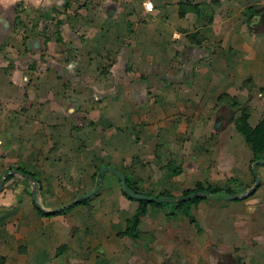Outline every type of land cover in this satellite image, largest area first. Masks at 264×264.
Listing matches in <instances>:
<instances>
[{
    "label": "crops",
    "instance_id": "1",
    "mask_svg": "<svg viewBox=\"0 0 264 264\" xmlns=\"http://www.w3.org/2000/svg\"><path fill=\"white\" fill-rule=\"evenodd\" d=\"M145 2H0V178L28 169L46 210L60 205L53 194L83 193L98 164L153 194L254 182L234 122L264 117V0H150L152 12ZM196 2L211 7L198 14ZM247 4L260 10L250 23ZM257 174L248 195L209 210L198 200L199 229L148 205L136 238L121 232L138 202L113 173L97 197L49 216L4 183L0 264H264V163Z\"/></svg>",
    "mask_w": 264,
    "mask_h": 264
},
{
    "label": "trees",
    "instance_id": "2",
    "mask_svg": "<svg viewBox=\"0 0 264 264\" xmlns=\"http://www.w3.org/2000/svg\"><path fill=\"white\" fill-rule=\"evenodd\" d=\"M215 1V0H214ZM206 7H211L210 3H193V9L196 13L200 14L202 12L203 9H205ZM260 12V10H257L256 7L253 4H247L245 6V16H246V22L250 23L251 19L258 15V13ZM247 112L242 111L241 114L235 119V127L243 133L244 137H245V141L246 143L249 145L250 149L252 150V158L250 160V164L251 162H253L254 160L260 159V160H264V117L260 118L259 121L254 125V126H249L246 118H247ZM21 170L25 173H29L31 174L34 179H35V188H36V192L37 190L40 189V184H39V180L34 176V174L32 172H30L28 169L21 167V166H9L5 171L7 170ZM172 171H175V167L171 168ZM98 168L93 172V175L95 177V184L98 183V175L96 174ZM15 173H9L6 178L5 181L7 179H9L10 177H12ZM126 180V183L128 185V187L135 193H141V194H146V195H155V196H163V195H172L170 194L168 191H162L159 192L157 194H153L151 192V190H145L144 188H142V186H139L137 184V181L134 180L133 178L123 174ZM22 179L27 182L28 180L26 178ZM252 181H254V177L252 178ZM239 185L238 182H236V178H229L227 180V183L220 185V184H209V183H202V182H197L193 187L191 188H185L181 191V194H188L191 192H195V191H208V195L207 196H216V195H220V193L223 194H234V195H238L240 192L243 191V189H239L236 190L235 189V185ZM249 186V184L247 185ZM120 190L122 192V194H124L126 197L130 198V199H134L138 202L137 207L135 208V210L133 211V213L131 214L130 217H128L125 220V227L122 230V234L124 235H128L130 237L136 238L139 236V230H138V223L140 221V219L144 216V214L147 211V207L148 205H154V206H159L162 202L159 200L156 201H151V200H145V199H138L135 198L133 196H130L129 194H127L123 188L120 185ZM87 191L84 190L83 193ZM98 191V190H97ZM96 191V192H97ZM95 192V193H96ZM28 193L31 196V201L32 204L34 206V208L37 210V212L41 215H45V216H49L52 214H56V213H60L62 211H64V209L58 210V211H48L46 209H42L41 207L37 206L34 198L32 197L31 191L29 190ZM94 194V193H93ZM91 196V195H90ZM77 197V196H75ZM203 195H198L195 197H191L189 199H185V200H180L177 201V204H174L175 206L177 205V207L181 206L183 202H197L198 200L202 199ZM243 197V196H242ZM89 198V197H87ZM87 198L84 199H78L76 202H74L73 204L69 205L68 207L74 205L75 203L78 202H84L86 201ZM234 198V197H233ZM236 198V197H235ZM241 198V197H240ZM189 205H186L183 212L186 216H188V220L192 223H194V225L196 226L197 229H199L198 227V223L196 221V219L193 217V215L190 214V211L188 209ZM67 208V207H66ZM174 213V210H169L166 215L167 216H171ZM2 259V258H0Z\"/></svg>",
    "mask_w": 264,
    "mask_h": 264
},
{
    "label": "water",
    "instance_id": "3",
    "mask_svg": "<svg viewBox=\"0 0 264 264\" xmlns=\"http://www.w3.org/2000/svg\"><path fill=\"white\" fill-rule=\"evenodd\" d=\"M262 163H264V160H260V159H257V160H254L253 162H251V169H252V172L254 174V182L247 190H245L244 192H242L241 194H238V195L228 193V194H226V196L227 197H242V196H245V195L252 193L254 191V189L258 186V183H259V176L257 174V165L262 164ZM105 170L110 171L119 179L121 187L123 188V190L127 194H129L130 196H133L135 198H138V199H145V200H151V201H156V200H159V201H179V200L189 199L191 197H195L198 195H203V196L208 195V191H195V192H191V193L180 195V196H171V195L155 196V195H146V194H141V193H135L128 187L126 180H125V177L120 171H118L116 168H114L112 166L105 165V166H102L101 168H99L96 172V174L98 175V178H97L98 183L97 184H95L92 188L85 191L84 193H81L80 195H78L74 199L70 200L69 202L63 203L60 206H57L55 208L48 209V211H58L61 209H65L69 205L76 202L78 199L87 198L90 195H92L93 193H95L100 187L102 174ZM9 173L18 174L19 176L26 178L30 181L32 197L34 198L37 206L42 208V206L40 205V203L37 200V192H36V188H35V179L29 173H25L21 170H16V169L5 171L0 178V191L2 190L3 185L5 183V178ZM42 209H44V208H42Z\"/></svg>",
    "mask_w": 264,
    "mask_h": 264
},
{
    "label": "rangeland",
    "instance_id": "4",
    "mask_svg": "<svg viewBox=\"0 0 264 264\" xmlns=\"http://www.w3.org/2000/svg\"><path fill=\"white\" fill-rule=\"evenodd\" d=\"M244 14H245V11H244ZM246 17V16H245ZM8 145H9V143L7 144V143H5L3 146H2V149H6L7 147H8ZM19 145V144H18ZM99 165V168H101L102 166H105V165H107V164H98ZM173 165V164H172ZM109 166H111V165H109ZM113 167V166H112ZM98 168V169H99ZM115 168V167H114ZM112 173L110 172V171H108V170H105L104 172H103V174H102V176H106V175H111ZM20 178V179H19ZM22 179V177L21 176H19L18 174H14L12 177H10L9 179H7L6 180V182H5V184H8V186L7 187H10L11 189L12 188H14V189H16V191L17 190H19L21 187H23V189H24V191L26 192V193H28V190H30V182L29 181H27V182H25V183H17V181H20ZM16 180V181H15ZM15 181V182H14ZM95 179H94V177L91 179V182H90V185L89 186H83V190H85V189H87V190H89L90 188H92L94 185H95ZM101 181H102V178H101ZM225 183H227V181L225 182ZM224 183V184H225ZM104 184V183H103ZM173 186V189L175 188V187H179L178 186V181H175L173 184H172ZM220 185H223V184H220ZM104 186V185H103ZM142 188H144L145 189V187H143L142 186ZM235 189L236 190H239L240 189V185H235ZM146 190V189H145ZM170 194H172L171 196H180V195H182L181 194V192H178V191H175V190H171L170 192H169ZM51 196H53L54 198H57V196H56V194H53V195H51ZM56 196V197H55ZM95 197H97V196H93V195H91V197L90 198H87L86 199V201H88V200H90L91 198L92 199H94ZM54 198H51L52 200L51 201H53V200H55V204L54 205H56V204H63V203H66V202H64V201H62V200H60V199H54ZM91 199V200H92ZM37 200H38V202L40 201V195H39V190H37ZM185 200V199H184ZM200 200H202V201H204V204H205V208H206V210L208 209H210V208H212L213 206H215V207H217V206H219V205H224L225 203H227V202H229L230 200H235L234 198H230V197H227L226 196V194H223V193H220V195L218 194V195H216V196H205V197H203L202 199H200ZM180 201V200H179ZM162 203L159 205L160 206V208H162L163 209V211H165L166 213L169 211V210H174V212H180V213H182L183 215H185L184 214V212H183V210H184V208H185V206L186 205H189L188 206V209H189V211H190V214L191 215H193V217L196 219V221H197V219H198V217H197V215H198V212H197V208L194 206L195 204H196V202H194V201H192V202H183L182 203V205L179 207H177V205L175 206L174 204H177L178 202L177 201H161ZM80 202H78V203H75L74 205H72V207H74V206H76L77 204H79ZM60 205H58V206H60ZM71 206L70 207H67V208H65L64 209V211H62V212H60L59 214H65V213H67V211H69V209H71L72 208ZM175 213H173L172 215H174ZM171 215V216H172ZM186 216V215H185ZM187 218H188V216H187ZM198 223V222H197ZM206 241H208V235L207 234H203V233H199L197 236H196V241H195V243H196V251H195V254L196 255H198V253L200 254V256H202V254H201V249H200V247H202L203 245V242H206ZM233 253V254H232ZM227 257H229V256H237V254H236V251H234V250H232L231 251V253L230 254H227L226 255Z\"/></svg>",
    "mask_w": 264,
    "mask_h": 264
},
{
    "label": "clouds",
    "instance_id": "5",
    "mask_svg": "<svg viewBox=\"0 0 264 264\" xmlns=\"http://www.w3.org/2000/svg\"><path fill=\"white\" fill-rule=\"evenodd\" d=\"M0 2H2V0H0ZM42 2L51 3V0H34V3L36 5H40ZM144 8L147 12L153 11V4L150 2V0H146V2L144 4Z\"/></svg>",
    "mask_w": 264,
    "mask_h": 264
},
{
    "label": "built area",
    "instance_id": "6",
    "mask_svg": "<svg viewBox=\"0 0 264 264\" xmlns=\"http://www.w3.org/2000/svg\"><path fill=\"white\" fill-rule=\"evenodd\" d=\"M69 1L72 2V1H75V0H69ZM77 1H79V2H85L87 0H77ZM95 1L108 2L109 0H95Z\"/></svg>",
    "mask_w": 264,
    "mask_h": 264
}]
</instances>
